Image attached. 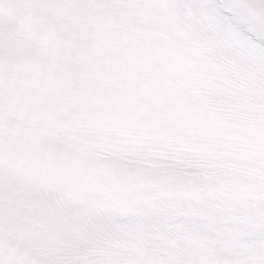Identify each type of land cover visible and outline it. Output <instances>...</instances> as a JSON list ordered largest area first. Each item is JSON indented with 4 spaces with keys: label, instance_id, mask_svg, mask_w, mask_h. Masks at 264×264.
<instances>
[{
    "label": "rangeland",
    "instance_id": "374dc122",
    "mask_svg": "<svg viewBox=\"0 0 264 264\" xmlns=\"http://www.w3.org/2000/svg\"><path fill=\"white\" fill-rule=\"evenodd\" d=\"M188 15L0 0V264H264V64L202 49Z\"/></svg>",
    "mask_w": 264,
    "mask_h": 264
},
{
    "label": "snow or ice",
    "instance_id": "6c2138e0",
    "mask_svg": "<svg viewBox=\"0 0 264 264\" xmlns=\"http://www.w3.org/2000/svg\"><path fill=\"white\" fill-rule=\"evenodd\" d=\"M185 6L189 15L183 27L196 29L199 18L196 10H205L211 18V34L206 39H199L197 44L217 56L227 55L230 51H241L257 58L264 64V0H177ZM143 211V209H142ZM183 214L189 219L230 217L234 225L239 226L240 217L232 210L215 206L195 208L188 200H176L161 211L162 215ZM152 213L135 217L129 223L137 226H150Z\"/></svg>",
    "mask_w": 264,
    "mask_h": 264
}]
</instances>
